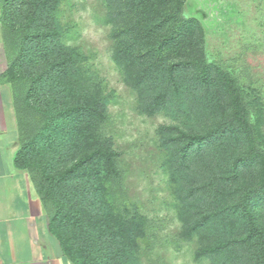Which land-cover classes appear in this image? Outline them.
<instances>
[{
    "label": "trees",
    "instance_id": "trees-1",
    "mask_svg": "<svg viewBox=\"0 0 264 264\" xmlns=\"http://www.w3.org/2000/svg\"><path fill=\"white\" fill-rule=\"evenodd\" d=\"M105 2L118 39L114 58L139 94H153L152 108L164 106L174 93L224 113L203 134L162 128L176 147L171 177L189 233L215 236L218 241L203 249L211 257L244 247L255 264H264L261 98L209 63L201 44L204 29L182 15L185 0ZM59 4L0 0L8 59L0 80L13 88L20 137L15 165L29 174L50 231L73 264H132L136 238L150 222L123 206L119 211L114 202L119 188L123 194L124 172L101 127L102 95L60 32ZM220 151L225 157L216 161ZM204 174L209 177L202 181Z\"/></svg>",
    "mask_w": 264,
    "mask_h": 264
},
{
    "label": "rangeland",
    "instance_id": "rangeland-1",
    "mask_svg": "<svg viewBox=\"0 0 264 264\" xmlns=\"http://www.w3.org/2000/svg\"><path fill=\"white\" fill-rule=\"evenodd\" d=\"M110 14L105 0H60L58 21L63 39L77 49L79 65L102 95L101 127L124 172L123 194L119 188L114 196L117 209L136 211L150 222L146 234L136 238L132 264H255L244 247L218 257L203 252L218 240L212 233L208 240L189 233L171 177L176 147L162 128L203 134L221 122L222 109L210 110L203 101L186 103L174 93L164 106L152 108L153 94H139L114 58L118 39ZM182 15L204 29L201 44L209 63L264 103V0H185ZM221 157L223 151L214 155L216 161ZM208 177L204 174L202 181Z\"/></svg>",
    "mask_w": 264,
    "mask_h": 264
},
{
    "label": "crops",
    "instance_id": "crops-1",
    "mask_svg": "<svg viewBox=\"0 0 264 264\" xmlns=\"http://www.w3.org/2000/svg\"><path fill=\"white\" fill-rule=\"evenodd\" d=\"M8 68L0 8V77ZM13 88L0 80V264H73L49 227L42 201L25 170Z\"/></svg>",
    "mask_w": 264,
    "mask_h": 264
}]
</instances>
